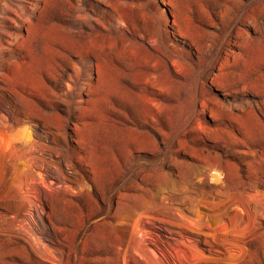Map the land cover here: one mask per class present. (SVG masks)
<instances>
[{
  "label": "rangeland",
  "instance_id": "1",
  "mask_svg": "<svg viewBox=\"0 0 264 264\" xmlns=\"http://www.w3.org/2000/svg\"><path fill=\"white\" fill-rule=\"evenodd\" d=\"M0 264H264V0H0Z\"/></svg>",
  "mask_w": 264,
  "mask_h": 264
}]
</instances>
